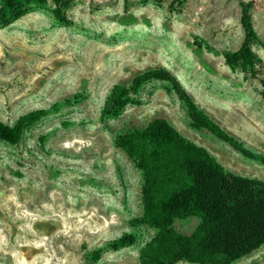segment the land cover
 <instances>
[{"label":"rangeland","instance_id":"1","mask_svg":"<svg viewBox=\"0 0 264 264\" xmlns=\"http://www.w3.org/2000/svg\"><path fill=\"white\" fill-rule=\"evenodd\" d=\"M178 1L72 0L63 23L46 0L0 26V122L44 111L14 144L0 139V264H139L156 231L138 221L142 175L113 141L154 118L225 171L264 181V162L191 126L165 80L143 82L115 115L104 111L114 85L162 68L223 131L264 157L258 80L243 79L220 55L242 38L237 0ZM250 17L264 43V0H252ZM252 49L264 77V46ZM197 224L191 216L171 226L189 234ZM230 264H264V244Z\"/></svg>","mask_w":264,"mask_h":264},{"label":"trees","instance_id":"2","mask_svg":"<svg viewBox=\"0 0 264 264\" xmlns=\"http://www.w3.org/2000/svg\"><path fill=\"white\" fill-rule=\"evenodd\" d=\"M46 0H0V26L22 16L28 6ZM53 17L67 23L65 10L72 0H51ZM183 0H179L180 5ZM172 4V3H170ZM238 22L242 38L238 47L220 53L223 63L242 74L243 79H257L264 107V77H258L262 60L252 46H264L250 17L252 0H237ZM197 46L212 50L204 41ZM213 51V50H212ZM215 52V51H213ZM167 81L185 106L191 126L204 129L247 158L257 157L229 136L203 111L169 72L149 69L135 75L128 85H114L105 101L104 111L115 115L146 81ZM44 114L36 110L20 116L9 126L0 122V139L14 144L26 123ZM113 144L120 148L141 172L142 215L138 221L156 233L138 253L139 264H230L264 244V181L236 175L222 166L202 147L186 140L165 119L154 118L145 127L117 134ZM195 216L198 224L189 234L176 232L174 219ZM124 237L117 244L128 243ZM125 240V241H124Z\"/></svg>","mask_w":264,"mask_h":264}]
</instances>
